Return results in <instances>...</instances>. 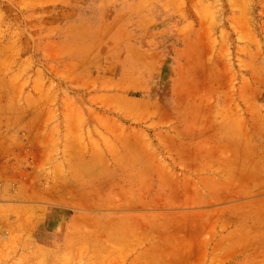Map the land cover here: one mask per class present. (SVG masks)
I'll use <instances>...</instances> for the list:
<instances>
[{
	"label": "rangeland",
	"instance_id": "rangeland-1",
	"mask_svg": "<svg viewBox=\"0 0 264 264\" xmlns=\"http://www.w3.org/2000/svg\"><path fill=\"white\" fill-rule=\"evenodd\" d=\"M134 75L147 90L123 84ZM151 105L216 111L218 140L240 151L227 162L246 191L212 196L215 225L196 235L201 257L179 255L188 243L175 232L159 240L160 224L143 241L129 218L208 197L124 187L143 150L171 176L200 157L129 140L122 112ZM50 170L67 186L57 205L41 200ZM81 213L77 239L43 245L49 220L64 229ZM0 264H264V0H0Z\"/></svg>",
	"mask_w": 264,
	"mask_h": 264
},
{
	"label": "crops",
	"instance_id": "crops-1",
	"mask_svg": "<svg viewBox=\"0 0 264 264\" xmlns=\"http://www.w3.org/2000/svg\"><path fill=\"white\" fill-rule=\"evenodd\" d=\"M132 78L134 79V83L123 81V84H135L136 87L147 90L148 85L141 80L140 75H134ZM122 113L125 117L127 115L129 119L128 138L131 142H135L136 144L137 141L143 143L142 140L145 141L144 137L146 139L152 138L155 140V145L159 148V151L175 152V147L181 145L187 147L189 151L198 153L200 156L195 163H183L182 161L183 169L178 170L175 175L171 176L160 170L159 166L155 164L154 156L143 150L141 154L142 161L144 162L142 171L137 173L135 178H130L124 187L129 192L135 194L169 193L170 191H176L189 195V198H191V194L195 193L208 195L206 200H203V204V201L199 199L194 201L183 200L181 204L182 207L184 206V209L180 212L157 214L143 212L129 216L130 219L135 218L137 220L135 225L136 228L138 226L141 229L138 235L139 238L142 237L143 241L152 239L155 234L161 240L164 234L169 236L175 232L177 236L184 237V241L188 243L185 247H177L182 251L179 255L186 258L201 257L202 252L196 251L197 243H199L196 235L201 233L202 237V235L210 230L211 225H215L213 219L216 214V208H212L211 205L216 202V197L212 196L217 193H241L242 191H246L245 186L242 185L240 171L232 169L229 164L227 165L228 162L224 165L226 161L234 158L235 154L238 155L240 151L237 150L235 152L227 147V143L218 140V136L222 132H226V130H219L217 128V124L215 123L217 112L209 111L208 108L195 109L194 107L175 105L172 107L151 105L135 111L133 109L124 110ZM179 158L178 156L176 157L177 161H180ZM218 166L219 169L217 168ZM220 167L222 168L220 169ZM51 172L50 170L48 195H44L41 200L57 205L60 203V200L56 199L54 195L59 193V188L61 192H66L67 186L60 185L58 188L56 177H53ZM79 181L80 186L86 187L87 175L82 174ZM10 182L11 177L9 175L2 177V188L6 194L9 193L7 190L9 189ZM116 187L118 188L117 191H120V181ZM152 204L156 206L157 202L147 203V206L142 208L152 209ZM165 205L161 203L159 207H164ZM80 207L85 208L86 205L81 203ZM203 215H208L213 222L211 223L209 219V222L205 224L202 220ZM18 216L21 223L29 221V217L27 216L21 217L19 214ZM30 220L34 221L31 223L34 225L38 221V218L33 217ZM87 220L88 215L84 213L70 216L64 229L63 226L62 228H57V224L49 220V232L48 235H44L48 238L42 242L43 245L48 244L50 247L67 246L69 240L77 239L80 233L77 234L76 232L79 228L83 232ZM157 224L160 225L154 234L153 226ZM174 226H178V228L174 230ZM195 227L198 228L197 231ZM31 231L32 229L28 232ZM81 236V241H87L86 234L84 238L83 233ZM38 245L40 246L41 244ZM159 247L162 248L161 250L165 249L163 245ZM143 249L152 250L153 245L144 246Z\"/></svg>",
	"mask_w": 264,
	"mask_h": 264
},
{
	"label": "bare ground",
	"instance_id": "bare-ground-1",
	"mask_svg": "<svg viewBox=\"0 0 264 264\" xmlns=\"http://www.w3.org/2000/svg\"><path fill=\"white\" fill-rule=\"evenodd\" d=\"M222 161H223V160H222ZM224 161H226V160H224ZM223 163H224V162H223ZM223 163H222V164H223ZM226 163H227V161L224 163V165H226ZM227 165H228V163H227ZM231 166L234 167L233 164H232ZM217 168L219 169V166H218ZM221 168H222V167H220V169H221ZM151 201H152V200H151ZM153 201H154V200H153Z\"/></svg>",
	"mask_w": 264,
	"mask_h": 264
}]
</instances>
